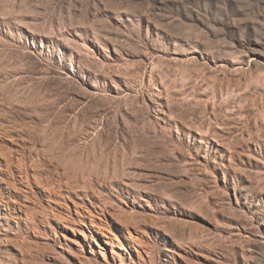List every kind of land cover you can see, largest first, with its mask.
Returning <instances> with one entry per match:
<instances>
[{
    "label": "rangeland",
    "instance_id": "1",
    "mask_svg": "<svg viewBox=\"0 0 264 264\" xmlns=\"http://www.w3.org/2000/svg\"><path fill=\"white\" fill-rule=\"evenodd\" d=\"M0 264H264V0H0Z\"/></svg>",
    "mask_w": 264,
    "mask_h": 264
},
{
    "label": "bare ground",
    "instance_id": "2",
    "mask_svg": "<svg viewBox=\"0 0 264 264\" xmlns=\"http://www.w3.org/2000/svg\"><path fill=\"white\" fill-rule=\"evenodd\" d=\"M94 225H96V226L98 227V225H97V224H94Z\"/></svg>",
    "mask_w": 264,
    "mask_h": 264
}]
</instances>
